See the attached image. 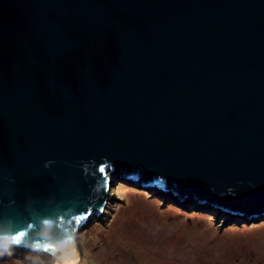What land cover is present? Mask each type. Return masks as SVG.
<instances>
[{
	"label": "water",
	"instance_id": "water-1",
	"mask_svg": "<svg viewBox=\"0 0 264 264\" xmlns=\"http://www.w3.org/2000/svg\"><path fill=\"white\" fill-rule=\"evenodd\" d=\"M120 174L264 213V0H0V252L70 262Z\"/></svg>",
	"mask_w": 264,
	"mask_h": 264
},
{
	"label": "rangeland",
	"instance_id": "rangeland-1",
	"mask_svg": "<svg viewBox=\"0 0 264 264\" xmlns=\"http://www.w3.org/2000/svg\"><path fill=\"white\" fill-rule=\"evenodd\" d=\"M108 192L102 213L77 234V264H264V213L238 216L121 174ZM54 260L27 249L0 252V264Z\"/></svg>",
	"mask_w": 264,
	"mask_h": 264
},
{
	"label": "bare ground",
	"instance_id": "bare-ground-1",
	"mask_svg": "<svg viewBox=\"0 0 264 264\" xmlns=\"http://www.w3.org/2000/svg\"><path fill=\"white\" fill-rule=\"evenodd\" d=\"M80 248V247H79ZM81 251V250H80ZM80 256L81 254L79 255H76L70 262L66 263V264H77L79 261H80Z\"/></svg>",
	"mask_w": 264,
	"mask_h": 264
},
{
	"label": "trees",
	"instance_id": "trees-1",
	"mask_svg": "<svg viewBox=\"0 0 264 264\" xmlns=\"http://www.w3.org/2000/svg\"><path fill=\"white\" fill-rule=\"evenodd\" d=\"M121 183H123V182H121ZM147 192H149V190ZM217 214H219L218 210L217 211H213V213H211L210 216L215 217V216H217Z\"/></svg>",
	"mask_w": 264,
	"mask_h": 264
},
{
	"label": "snow or ice",
	"instance_id": "snow-or-ice-1",
	"mask_svg": "<svg viewBox=\"0 0 264 264\" xmlns=\"http://www.w3.org/2000/svg\"><path fill=\"white\" fill-rule=\"evenodd\" d=\"M100 172H104V168H100Z\"/></svg>",
	"mask_w": 264,
	"mask_h": 264
}]
</instances>
